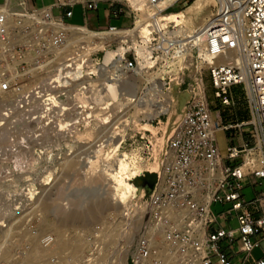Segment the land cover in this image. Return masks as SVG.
<instances>
[{
  "label": "built area",
  "instance_id": "2783aa9c",
  "mask_svg": "<svg viewBox=\"0 0 264 264\" xmlns=\"http://www.w3.org/2000/svg\"><path fill=\"white\" fill-rule=\"evenodd\" d=\"M8 1L0 3V94L22 87L25 72L32 71L30 63L40 64L42 56L47 57L44 64H50L46 69L53 66L52 74L62 75L70 67L73 70L72 59L64 58L63 52L47 51L46 41L39 35L43 31L45 37L52 35L53 29L35 21L36 12L45 10L41 16L48 24L90 28L89 12H97L101 4L107 7L108 22L99 24L105 29H90L105 33L112 42L93 55L105 54L107 48H118L122 42L118 32L125 27L134 29L142 11H146L149 33L139 32L137 46L132 45L130 38L122 42L127 49L125 65L133 69L147 60L148 66L145 65L143 72H160L159 79L166 89L180 79L175 88L180 90L186 84V71L191 68L186 65L183 54L191 46L193 60L209 65L216 98L229 104V88L234 85L245 88L251 119L223 125L212 116L203 69L190 77L192 81L186 86L175 126L168 137L162 167L155 172L156 182L152 188L140 189L131 180L137 188L136 203L147 206L137 215L143 221L142 233L133 244L132 252L138 254L132 255L128 263L236 264L234 260H241L239 264H264V256L253 255L264 240V191L252 200H247L243 193L246 185L262 184L264 178V0H218L212 18L197 33L187 37L176 35L174 26L163 24L165 20L157 16L163 0H53L50 5L38 4V0H12L10 6ZM178 1L174 0L170 7L159 12H166ZM77 5L83 8L84 24L67 21ZM9 9L15 16V27L10 25ZM112 18L128 19L131 25L126 22L123 26L114 25ZM63 38L62 33H56L54 44L62 45ZM24 45L38 49L40 53H36L35 61L30 52L24 51ZM221 57L225 58L222 62ZM100 62L95 61L97 65ZM50 95L53 94L41 95L48 111L54 104ZM245 126L251 128L247 132L249 140L238 146L232 144L235 135H227L230 144L223 158L216 132ZM214 204L228 207L213 212ZM137 216L132 215L131 219ZM234 219L237 220L235 227L231 226Z\"/></svg>",
  "mask_w": 264,
  "mask_h": 264
},
{
  "label": "rangeland",
  "instance_id": "374dc122",
  "mask_svg": "<svg viewBox=\"0 0 264 264\" xmlns=\"http://www.w3.org/2000/svg\"><path fill=\"white\" fill-rule=\"evenodd\" d=\"M188 1L179 0L164 14L168 13V16L184 14L186 18L181 15L177 19H167L168 22L173 21L176 25L180 22L178 27L181 29L183 26V30L192 29L190 20H197L195 21L197 30L206 18L214 13L215 4L213 0H196L193 4L198 9H202L204 1L207 2V6L201 12L187 14L186 11L193 5L185 6ZM89 15L91 16V12ZM101 19L103 20L102 17ZM67 21L84 24L82 7L76 6L74 15ZM112 24L123 26L124 22L115 20ZM126 25H131L130 20H127ZM90 28L105 29L95 20L90 23ZM129 29L131 28L125 27L122 30ZM129 31L131 33L125 40L130 38L133 43L138 35L134 37L132 35L134 30ZM189 32L188 29L187 33ZM78 39L80 37H77ZM104 41L105 43L98 47L84 44L78 53L87 55L102 50L112 42V39L106 37ZM23 49L33 55L32 61L37 59L36 53H40L37 48L30 45H24ZM117 49L107 48L105 55L104 52L94 54L93 58L96 59L94 61L101 60L103 63L106 58L108 59V54L116 52ZM137 50L141 49L137 48ZM128 56L132 57V53ZM45 59L46 56L39 58L43 64ZM204 64L194 60L191 68L186 71V84L172 93L174 101L170 106L171 112H161L150 118L149 114L152 112L150 110L155 107L154 111L160 104L152 105L150 108L144 106L136 113L133 103L125 97L118 100L109 99L106 103L103 94L106 86L109 85L108 80H111V75L115 72L113 62L104 69H101V65L99 67L91 62L92 76L97 75V78L85 81L91 86L86 104L81 95V87H78L84 82L72 89L60 90L54 87L51 79L53 66L41 72L36 70L35 63L33 65L30 63L32 71L24 74L25 87L15 94L0 95V264H89L90 262L118 264L117 260L121 256L119 251L126 246L129 249L123 259L129 264L134 250V247L130 246L133 243L131 232H134L135 239H138L142 232L140 228L136 229V226L130 224V221L127 229L121 231L123 225L121 221L124 222L125 218L130 217L120 216L123 210L120 203H125L129 199L128 192L134 187L131 180L135 181L147 170L157 172L161 169L168 137L179 114L180 101L185 94L186 86L192 81L190 77L199 72L200 68L203 69L207 99L215 118L216 110L220 112L221 118L227 120L233 118L232 113L241 111L248 113L249 118L246 120L252 117L248 95L242 85L238 86L237 94L233 90V100L230 101V105L223 107L224 103L214 95L209 65ZM140 67L146 68L143 63L137 68ZM137 68L134 70L138 71ZM27 69L29 67L25 70ZM105 69L107 71L103 72ZM80 73L81 70L76 72L78 76ZM145 73L142 72L144 75L142 78L150 80L149 83L147 81L141 83L139 81L141 76L134 74L137 85L142 87L140 90L142 97L146 96L152 87L165 84L159 79L161 73L149 72V70L147 75ZM46 92L59 94L62 99V103L52 99L55 103L48 113L40 99ZM160 100L164 101L163 98ZM117 102L119 105L115 107ZM108 103L114 105H110L111 116L105 124L104 118L108 116H105L107 111L102 108H107ZM135 113L136 116L133 117ZM85 115L89 116L88 119L82 120L81 117ZM226 122L222 120L223 125L241 121ZM147 124L152 126V129L145 128ZM248 128L250 127L245 126L243 129L236 128L230 131L237 132L235 135L247 141ZM227 134L230 135L229 131L216 132L217 144L223 158L228 154ZM121 135L125 136L123 142L119 141ZM160 138H163V141L157 147ZM242 139L240 143L243 144ZM120 161H127L129 166L120 168ZM134 162L140 165L139 173H135L132 169ZM261 181L262 184L255 187L245 186L243 193L247 200L254 199L258 193L264 191V178ZM227 207L228 205L223 207L214 204L213 212H220ZM104 221H107L109 226L104 224ZM119 221L121 227H118ZM100 223L108 227V230L103 229L106 232L103 240L101 235L104 233L101 231H96L100 236H91L93 227H100ZM231 226H237L236 219L231 222ZM104 241H106L105 245ZM262 252H264V240L253 255L259 256ZM6 254L8 258H5Z\"/></svg>",
  "mask_w": 264,
  "mask_h": 264
},
{
  "label": "bare ground",
  "instance_id": "6f19581e",
  "mask_svg": "<svg viewBox=\"0 0 264 264\" xmlns=\"http://www.w3.org/2000/svg\"><path fill=\"white\" fill-rule=\"evenodd\" d=\"M11 1L12 0L8 1V3H7L8 6H10L12 4ZM221 1H223V0H221ZM173 2H174V0H163L160 3V5H159V8L160 9H157V12H158L157 13V16L160 18V20H162V21L165 20L163 24H166L167 23V25L169 24V25L174 26V31H175L176 35H181V36L187 37L189 35H192V34L197 33L200 29L203 28V26L207 23V21L210 18H212L213 14H214L213 13L211 16H209L208 18H206V21L203 24H201L200 27L197 30L195 29L196 28V25H197V22H195V21H197V20H195V21L194 20H190V24H191V28L192 29L188 28L189 31H190L189 32L190 34H189V33H187L188 29H186L187 30L186 31V30H183L182 29L183 26H182L181 29L178 27V25L181 24L178 20H176L177 22H179L178 25H176L175 23H173V21L172 22H168L167 21V19H170V18L171 19L172 18L173 19H177V17L178 16H181L182 14L168 16V13L164 14L162 12L161 13L159 12L160 10H164L165 8L170 7V5ZM213 2H214L215 5H217V3H219L218 0H213ZM206 6H207V3H204V5L202 6V9L204 7H206ZM24 8L26 9V7H24ZM202 9H198L197 6L192 5L189 8V10L186 11V13L187 14H189V13H198V12H201ZM12 11H13L12 9H9L8 10L9 15H12V17H10V25L12 27H15L17 25V23L14 21V17L15 16H13ZM41 13H45V10H41V11H39V13L36 12L35 15H33V19L35 21L41 23V25H46V28L47 27H52V29H53V34L52 35L49 34V35H46V37H45L44 36V33H43L44 31L39 35V37L41 39H45V41H46L45 42V46L47 47V51L55 52V53L63 52L64 58H67V60L72 59L70 61L71 62L70 64L72 65V67L74 66L73 67V70H70V69H72L70 67V69L67 72L63 73L62 75H57L55 73H53L51 75V79L53 80L54 87H57L60 90H62V89H64V90H67L68 89L69 90V89L74 88V86H76V85L84 82L83 84H80L78 87H81L80 91H81V95H82L83 99H85V104L88 103V101H87L89 99L88 93L91 91V86H90V84L88 82H85V81L87 79L92 80L93 78L94 79L97 78V75L96 74H95L96 77L90 76L91 74H93L92 71H91V62L94 65L96 64L95 61H94V59H92V55H93V53H95L97 51H95L93 53H89L90 55L89 54H87V55H85V54L80 55V53H78V52L80 51V48L83 47L84 44H89V45L95 46V47L101 46L102 43H105L104 40H106V37H105L106 34L105 33H94V31H92L89 27H87L85 25L82 26V27H75V26H72V25L58 24V23H55V22H50L48 24V23H46V21L41 16ZM147 16H149L148 13L146 11H142L141 18L138 19V21L136 22V27L134 29H129V30H134V31H132V35H134V37H135V35L140 34L139 32H141L144 35H147L149 33L150 28L146 25V22H145V19H146ZM182 16H184V14ZM36 30H37V28H36ZM129 30H121V31L118 32L119 33L118 34V36H119L118 38L121 39L122 42H125V41L129 40V39L125 40L127 38L128 34L131 33V31H129ZM58 32H60V33L63 34L64 43L62 45L59 44L57 46V45L54 44V39H55V34L58 33ZM191 32H192V34H191ZM77 37H80V39L77 40ZM75 40L77 41V43H75L76 42ZM79 41H81V42H79ZM122 42L119 44V45H121L120 48L119 49L116 48L117 49L116 52H114V53L112 52V53L108 54V59L106 58V60L103 63L100 62V64H98L99 67L102 66L101 69L107 68L106 65H108L111 62H113L114 65H115V70H114L115 72H114L113 75H111L112 76V78L110 77L111 80H108V84L109 85L106 86L107 88L105 87L106 90L104 89L105 90L104 94L102 92V94L105 97L106 103L108 102L109 99L118 100V99H123V97H125L127 100H129L130 102L133 103L134 108L136 110V113L139 112L140 110H142V108H144V106L147 107V108H150V107H152V105H155V104L158 105V104H160V105H158V107L154 111H153V109L155 107L152 108V110H150V111H152L149 114V117L150 118H154L155 115L160 114L161 112L162 113L171 112L170 106H171V104L174 101L173 94L172 93H174L175 88H176V86H178L177 84H178V82H179L180 79H177L176 80L177 83L172 84L167 89H165V84H161L159 86L152 87L149 90V92H148V94L146 96H144V97L140 96V90H141L142 87L139 86V85H137V79H135L134 74L141 76L139 78V81L141 83H142V81H147V83H149L150 80L148 81V80H144V78H142V76H144V75H142V72H143V69L144 68L143 69H141V67H140V69L137 68L143 62H139V65L137 67H135V68L138 69V71H135L134 70L135 68H133V69L132 68H129L127 65H125L123 63V59L125 58V53H126L127 49H124L123 48L125 46L123 45ZM132 45L133 46L136 45V37L134 38ZM185 49H186V51L184 52L183 55L185 57L186 65L187 66L189 65L188 67H190V66L193 65V61H194L193 60V56L191 54L192 47L191 46H188ZM138 52L140 54L142 53L141 50L138 51ZM77 55H79V56H77ZM188 55H189V57H188ZM181 58H182V56H181ZM103 59H104V57H103ZM224 59L225 58H222L221 57V59H219V61L222 62V61H224ZM49 65L50 64H42V63H40V64H37L36 69L37 70H43L42 68H46ZM145 65L148 66L147 65V60H146V63H143V66H145ZM203 65H205V64L203 63ZM83 68H86L85 73H84ZM79 70H81V73L78 76L76 74V72L79 71ZM62 71L64 72V69H62ZM70 71H72V72H70ZM105 71H107V70L106 69L103 70V72H105ZM147 74H148V72L145 73V75H147ZM154 75H158V74H154ZM54 78L57 81L54 80ZM90 82H92V81H90ZM109 82H111V83H109ZM93 83H94V81H93ZM102 86H104V85H102ZM24 87H25V84L22 87H20L19 89L24 88ZM19 89H17V90L14 89L12 91H9L7 94H2L1 93L0 95H11V94H15V92L18 91ZM162 98L164 99V101L160 100ZM40 99H41L42 104L46 107L47 105H45L43 96L40 97ZM49 99H50V101L52 103H53L52 99H56L57 102H61L62 103L61 95H59V94H57V95H50ZM115 104H117V105L108 103L107 108H104V107L102 108V109H105L107 111L106 112L104 110L107 113L105 116H108V117L104 118L105 119V124L107 123L106 121H109V117L111 116L109 114V113L112 112V111L110 112V110H111L110 105H114L115 107H117L119 105L118 102L115 103ZM52 105H54V104H52ZM51 106H49V109L51 108ZM46 112L48 113V112H50V110L48 111L47 108H46ZM136 113L133 115V117L136 116ZM88 117H89L88 115L87 116L85 115V116H82L81 119L82 120L88 119ZM144 127L147 128V129L148 128L152 129V126H149V124L145 125ZM119 134H120V132H119ZM124 138H125V136L124 135H121L119 141L120 142H123L124 141ZM162 141H163V138L158 139L157 147L159 146V144ZM118 147H119V145L117 146V148ZM135 162H134V164L132 166V169L134 170L135 173H139L140 165H138V163H135ZM73 165H72V167H73ZM119 165H120V168H123V169L124 168H127L129 166V164L127 163V161H120L119 162ZM150 170H147V171H150ZM133 185H134V187L131 188V192L130 191L128 192V195H130L129 196V199H127L125 203H120V204H122L121 208L123 209L121 211V213H120V216H123V215H126L127 214L130 217V218H127V219L125 218L126 220L124 219V222L121 221L122 224H123L122 227H121V224H120V221H119V224L120 225L119 226L117 225V226L118 227H121V229H122L121 231L122 232L127 229L126 227H127V224H129V221H130V224H132L134 227L136 226V229L141 228L143 221L141 220V217H138L137 215L139 214V216H140V213H143V210L145 211L146 206H147V205H144V204L140 205V204L136 203L137 188H136V185L134 183H133ZM139 205H140V208H139ZM125 211L127 213H125ZM132 215L135 216V217L137 216V218L134 219V220H132L131 219ZM100 224L102 225V229L99 228V231H101V232L104 233V234H102L103 236H101V240H103L105 238L104 235H106V232L103 231V229L104 230H108V227L107 226L105 227L102 223H100ZM104 224H107V221H104ZM97 230H98V228L96 226L93 227V229H92V235H95L97 233L96 232ZM121 231L119 230L120 234H121ZM131 233H133V243L130 246H133V244H135L138 241L135 239L134 232H131ZM105 242L106 241L103 242L104 245H105ZM128 249H129V247L126 246L125 248L122 249V251H119V254H121V256L117 260V263L118 264H127V261H125L123 259V257L127 254ZM137 254L138 253H136V252H132V255L134 257ZM5 258H8L7 257V254L5 255ZM139 260H141V259H139ZM37 263H39V262H37ZM170 264H176V263H170ZM184 264H189V263H184Z\"/></svg>",
  "mask_w": 264,
  "mask_h": 264
},
{
  "label": "crops",
  "instance_id": "0c3cea01",
  "mask_svg": "<svg viewBox=\"0 0 264 264\" xmlns=\"http://www.w3.org/2000/svg\"><path fill=\"white\" fill-rule=\"evenodd\" d=\"M4 1V0H3ZM2 1V2H3ZM52 1L53 0H38V2L39 3H41V4H46V5H50L51 3H52ZM1 3V2H0ZM38 3V4H39ZM204 3H207V2H205L204 1ZM77 6H80V5H77ZM76 7V6H75ZM74 7V8H75ZM82 11H83V8H82ZM106 13H107V7H106V4H101V6H100V8H99V10L96 12V11H93V12H91V20H90V23L93 21V20H95V21H98V24H106L107 22H108V19H107V17H106ZM101 17L103 18V20L101 19ZM84 19H85V17H84ZM117 21V20H122L124 23L125 22H127V20L128 19H124V18H112L111 19V22H113V21ZM238 86L239 85H234V86H232V87H234V88H232V87H230L229 88V91H228V96H229V99H230V101L231 100H233V90H235V93L237 94V92L239 91V90H237V88H238ZM238 98H240V96L238 97ZM219 101H221L222 102V100L221 99H218ZM230 101H229V104H224L223 105V107H227L228 105H230ZM213 101H211V103H212ZM223 103V102H222ZM215 115H216V118L214 117V113H212V116H213V118L214 119H216V120H218V121H221L222 122V120H225V121H227L226 123H228V121H233V122H235V121H241V120H246V119H248L249 118V115H248V113H244L243 111H241L240 113L239 112H235V113H232V116H233V118H231V119H229V120H227L226 118L224 119L223 117L221 118L220 117V112L218 111V110H216L215 111ZM231 116V115H230ZM229 125V124H228ZM237 132H233V134L235 135ZM229 134H232V131H229ZM228 135V134H227ZM241 139H242V137L240 136H237V135H235L234 136V139H233V141H232V144H234V145H238V146H240V145H242V143H240L241 142ZM242 141H244V138L242 139ZM229 143V142H228ZM230 144V143H229ZM220 149V148H219ZM258 185V184H257ZM257 185H250V186H252V187H255V186H257ZM256 249H258V248H256ZM255 249V250H256ZM255 250H254V252H255ZM241 251V250H240ZM239 251V252H240ZM255 254V253H254ZM262 256H264V252H262L259 256H255V257H262ZM235 261V263L236 264H239L240 262H241V260H234ZM215 264H218V263H215Z\"/></svg>",
  "mask_w": 264,
  "mask_h": 264
},
{
  "label": "water",
  "instance_id": "95a60500",
  "mask_svg": "<svg viewBox=\"0 0 264 264\" xmlns=\"http://www.w3.org/2000/svg\"><path fill=\"white\" fill-rule=\"evenodd\" d=\"M157 180V174L155 172L146 171L142 176L135 179V184L141 189L143 187L152 188Z\"/></svg>",
  "mask_w": 264,
  "mask_h": 264
},
{
  "label": "trees",
  "instance_id": "16d2710c",
  "mask_svg": "<svg viewBox=\"0 0 264 264\" xmlns=\"http://www.w3.org/2000/svg\"><path fill=\"white\" fill-rule=\"evenodd\" d=\"M195 1H196V0H189L185 6L190 7ZM193 5H194V4H193ZM188 7H186V8H188ZM241 121H243V120H241Z\"/></svg>",
  "mask_w": 264,
  "mask_h": 264
}]
</instances>
